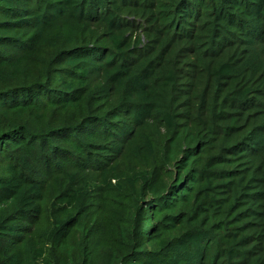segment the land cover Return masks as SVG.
Segmentation results:
<instances>
[{
	"label": "trees",
	"instance_id": "16d2710c",
	"mask_svg": "<svg viewBox=\"0 0 264 264\" xmlns=\"http://www.w3.org/2000/svg\"><path fill=\"white\" fill-rule=\"evenodd\" d=\"M0 264H264V0H0Z\"/></svg>",
	"mask_w": 264,
	"mask_h": 264
}]
</instances>
